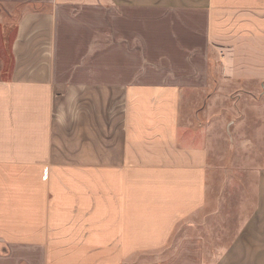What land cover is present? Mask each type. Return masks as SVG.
Masks as SVG:
<instances>
[{"label":"crops","instance_id":"obj_1","mask_svg":"<svg viewBox=\"0 0 264 264\" xmlns=\"http://www.w3.org/2000/svg\"><path fill=\"white\" fill-rule=\"evenodd\" d=\"M2 9L20 12L0 73V264H264V168L252 214L207 230L197 215L218 98L264 96V0Z\"/></svg>","mask_w":264,"mask_h":264},{"label":"rangeland","instance_id":"obj_2","mask_svg":"<svg viewBox=\"0 0 264 264\" xmlns=\"http://www.w3.org/2000/svg\"><path fill=\"white\" fill-rule=\"evenodd\" d=\"M2 10L0 73L6 76L14 62L9 42L20 11ZM238 90L237 86L232 89L231 96L218 98L220 108L211 115L216 122L206 170L207 198L197 213L203 223L209 222L206 226L202 224L203 230L224 226L210 222H223L224 217H244L255 209L254 172L264 168V111H261L264 96L240 95ZM76 99L73 102H78V97ZM113 101L116 99L105 97V102Z\"/></svg>","mask_w":264,"mask_h":264}]
</instances>
